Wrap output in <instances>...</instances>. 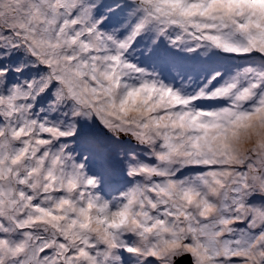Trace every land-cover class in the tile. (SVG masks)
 Returning a JSON list of instances; mask_svg holds the SVG:
<instances>
[{
  "label": "snow or ice",
  "instance_id": "1",
  "mask_svg": "<svg viewBox=\"0 0 264 264\" xmlns=\"http://www.w3.org/2000/svg\"><path fill=\"white\" fill-rule=\"evenodd\" d=\"M0 264H264V0H0Z\"/></svg>",
  "mask_w": 264,
  "mask_h": 264
}]
</instances>
